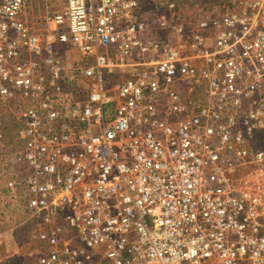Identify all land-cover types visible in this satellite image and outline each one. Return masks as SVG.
I'll return each instance as SVG.
<instances>
[{"label":"built area","instance_id":"1","mask_svg":"<svg viewBox=\"0 0 264 264\" xmlns=\"http://www.w3.org/2000/svg\"><path fill=\"white\" fill-rule=\"evenodd\" d=\"M25 3L0 0V167L37 264H264V0H65L47 34Z\"/></svg>","mask_w":264,"mask_h":264},{"label":"rangeland","instance_id":"2","mask_svg":"<svg viewBox=\"0 0 264 264\" xmlns=\"http://www.w3.org/2000/svg\"><path fill=\"white\" fill-rule=\"evenodd\" d=\"M59 0H28L25 3V16L31 27L39 34H47L52 26H48L44 17L50 9L58 5ZM61 53L74 59V51L62 49ZM122 72L116 70L110 78L116 83L122 77ZM1 116L5 122L4 142L7 149H17L20 146V131L12 117L4 111ZM13 167H0V264H23L28 251L35 252L36 263H39L40 246L34 236L39 226L27 210L23 192L12 193L6 186V178L11 176ZM2 171V172H1ZM40 258V257H39Z\"/></svg>","mask_w":264,"mask_h":264},{"label":"crops","instance_id":"3","mask_svg":"<svg viewBox=\"0 0 264 264\" xmlns=\"http://www.w3.org/2000/svg\"><path fill=\"white\" fill-rule=\"evenodd\" d=\"M27 1L28 0H26V2ZM64 5H65V0H59L58 1V5L56 7H54V8H52V9H50L49 11H51L52 13L59 12L60 10L63 9Z\"/></svg>","mask_w":264,"mask_h":264}]
</instances>
